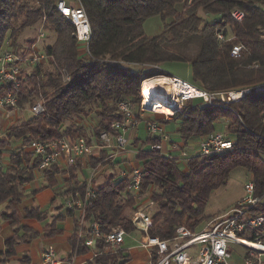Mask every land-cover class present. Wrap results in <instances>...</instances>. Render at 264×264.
Masks as SVG:
<instances>
[{"label": "trees", "instance_id": "1", "mask_svg": "<svg viewBox=\"0 0 264 264\" xmlns=\"http://www.w3.org/2000/svg\"><path fill=\"white\" fill-rule=\"evenodd\" d=\"M0 0V53L6 41L16 45L17 36L25 26H32L39 15L46 13L47 27L56 33L55 41L45 47L55 66L45 70L42 64L26 73V80L19 93V106L33 105L43 97L45 111L18 122L10 131L9 138H21L29 144L35 138L86 136L99 139L104 131L112 132V124L122 118L114 104L128 100L141 103V85L144 77L169 73L164 64L173 61L190 63L192 83L208 90L243 88L264 83V0H80L86 9L93 28L90 42L92 57L80 54L74 25L57 8L58 0ZM235 8L245 11L242 21L232 18ZM216 15V19L205 21L199 10ZM24 14L18 25L19 15ZM159 15L165 20L161 34L148 35L144 30L147 18ZM232 35L230 34V30ZM225 39H219L217 32ZM17 45L16 51H31ZM235 44H243L239 55H232ZM150 66L152 68H150ZM65 71V72H64ZM172 74V73H171ZM69 75V79H65ZM175 75V74H174ZM8 87L0 86V94ZM237 115L224 107L207 106L198 99L184 102L171 119L180 120V135L184 140L196 139L216 131V124L222 118H235L230 125L236 147L223 154L195 156L188 162V172L176 158L166 157L159 150L140 153L144 166L141 180L145 196L151 189V199L157 203L158 211L153 218L149 233L162 239L176 234L177 227L187 225L192 230L210 217L205 213L211 194L227 183L233 169L246 168L252 175L258 197L264 194V87L253 88L242 100L233 104ZM97 113L99 119L86 133L82 124L74 118H90ZM149 136L146 143L157 142ZM8 139L0 140L5 145ZM108 155L103 149L93 157L89 166L95 167ZM33 159V162H32ZM108 161V160H107ZM41 162L33 152H19L12 157L11 166H0V202L9 200L4 218L17 221L19 203L24 196V184L35 177L34 168ZM32 164V165H31ZM77 167H82L80 159ZM55 165L45 171L56 172ZM76 176V175H75ZM50 183H53L48 179ZM131 181L117 172L106 173L96 197L85 213L87 235L93 221L100 223L104 234L115 227H122L128 233L135 231L127 209L138 208L137 196L128 190ZM74 187L84 189V183L76 181ZM264 213V198L254 207ZM69 214H73L68 210ZM27 217L46 220L48 212L37 207L26 209ZM60 216L45 226V236L60 233ZM77 222V228H78ZM28 231L29 228H25ZM20 227L17 228L19 232ZM38 235L32 230L30 239ZM241 237L264 243V226L248 228ZM25 236V235H24ZM20 238L8 241V253ZM74 239V246L88 249L85 241ZM103 240L97 246L103 248ZM155 257L157 254L155 253ZM130 255L125 249L96 255L91 264H127Z\"/></svg>", "mask_w": 264, "mask_h": 264}, {"label": "built area", "instance_id": "2", "mask_svg": "<svg viewBox=\"0 0 264 264\" xmlns=\"http://www.w3.org/2000/svg\"><path fill=\"white\" fill-rule=\"evenodd\" d=\"M57 8L74 25L73 34L77 39L81 56L84 58L92 57L90 42L93 28L89 15L80 0L76 4H71L68 0H58ZM231 16L236 21H242L246 13L240 8H235L232 10ZM41 20L40 39L46 37V13L41 15ZM216 34L219 39H225V35L222 32L218 31ZM38 43L39 40L33 43L34 52L30 55L27 52L16 51L7 46L0 53V86L8 87L3 94H0V110L20 108L18 104L19 93L25 83L26 73L31 72L33 66L36 67L50 59L47 52L39 49ZM243 48V44H235L232 48V55H239ZM159 75L167 76L184 87L183 92L178 93L174 90L172 93V98L177 103L173 110L179 109L187 100L198 99L200 103L207 106L229 109L241 121L242 117L235 110L233 104L242 100L253 88L264 87V83H261L243 88L208 90L171 73H161ZM69 78L70 76L66 75L65 79ZM115 107L122 113V118L113 122L112 132H102L99 139L95 137L88 139L86 136H78L76 138L68 136L46 137L35 138L28 144L31 152L36 157L39 156L41 158V162L38 165L41 170H46L50 166L57 164L62 157L65 158L66 164L72 167L75 166L79 158H85L86 161H90L93 157H98L103 149L108 151V155L95 167H92L89 177L84 182V189L73 187L66 196V208L76 213L79 226L86 225V209L92 204V200L96 197L100 188V184L95 179L104 170L117 172L121 177L127 176L131 181L128 190L137 197L140 198L138 195L142 192L141 180L144 172L142 163L139 162L132 168H124L120 166L119 159H122V162L125 159V155L129 150L130 133L138 127L140 114L146 111L163 112L145 107L143 97L139 111L136 110L135 104L128 100L119 101L115 104ZM29 108L34 115L44 112V98H38ZM163 114L168 118L174 115L173 112L172 114ZM146 129L152 136H157L158 138L157 142L150 145L151 150H159L162 155L176 158L179 161L189 162L197 155L223 154L236 147L234 136H230L229 133L213 131L196 138L195 143L196 147H198V152L191 154L184 149L186 144L175 142L165 132L159 122H147ZM165 142L169 143V148L164 146ZM244 187V195L226 213L214 217L204 226L195 230L185 224H181L177 227L175 236L169 239L150 235L149 230L153 225V218L158 211V206L150 196L144 198L147 194L142 196L141 198L143 199L138 204L137 210L134 211L131 221L135 226L134 232L143 233L141 244L150 250V264H264V250L245 246L240 240V234L248 228L264 226V213L254 211V207L261 202L264 194L262 198L255 195L256 185L253 177L245 183ZM134 232L128 233L122 227H115L109 233L104 234L100 229V223L93 221L90 234L84 241L86 246L94 249L95 257L98 254L117 252L124 249L126 236L132 235ZM99 239L103 240V248L97 246V240ZM259 242L263 243L262 241ZM231 243L247 247L243 261L239 263L231 261L233 256L230 248ZM155 253L157 257H155ZM42 259L44 264L62 263V260L56 256V249L53 244L45 247Z\"/></svg>", "mask_w": 264, "mask_h": 264}, {"label": "crops", "instance_id": "3", "mask_svg": "<svg viewBox=\"0 0 264 264\" xmlns=\"http://www.w3.org/2000/svg\"><path fill=\"white\" fill-rule=\"evenodd\" d=\"M30 111L29 106L13 110H0V140L8 139L5 145H0V166L3 168L11 166L12 157L15 154L24 151L31 152L29 145L25 144L23 139L15 137L9 138L11 129L18 122L33 116ZM153 115L155 114L150 111L140 114V123L138 127L130 133V140L134 136L133 142L130 141L129 143V150L125 155L124 161L122 162V159H119L120 166L132 168L140 162V153L149 149L150 144L146 143V140H143L140 135L141 124L143 123L146 128V124L149 121L159 122V124L163 126L165 132H167L175 142L196 146V139H191L189 141L182 139L179 132L180 126L178 128V140L173 138V135L166 129V124L168 123L162 122L158 118H152ZM173 116L169 118L166 117V120L171 119ZM149 136L152 135L149 133ZM164 146L169 148V143L165 142ZM185 148L186 146L184 149ZM79 159L82 163V167H77L76 164L75 166L69 167L66 164L65 158H60L57 164H55L58 170L50 174H47L45 170H41L38 167L34 168L35 177L24 184V196L19 203V210L16 213V222H14L12 218L3 217L5 212H10L8 210L9 200L0 202V264H44L42 255L45 247L49 244L55 246L56 256L62 260L61 264H91L94 257V249L91 247H88V249H80L78 245L74 246L75 238H77L79 242L87 238L88 235L85 226H78L77 228L78 221L76 213L69 214L66 208L67 194L76 185L77 180L84 183L92 170L89 166L91 160L86 161L85 158ZM178 162L182 165L183 170L188 172V162L179 160ZM100 174H102V172ZM100 174L98 176H100ZM48 179L53 181V183H50ZM101 183L98 184L101 185ZM151 191L152 189L144 198L151 196ZM138 198L139 197H137V205L141 202V199H143L140 197L138 200ZM29 207H37L43 212H48V218L41 221L34 217H27L26 209ZM57 216L62 218L58 222L62 231L52 236L43 235L46 224ZM18 227H20L19 232H17ZM25 228H29L31 231ZM32 230L38 232V235L30 239L22 238L28 237ZM17 235L20 239L14 245L13 253L7 255L9 250L7 245L8 241ZM128 236L125 238L124 243V249L126 253L130 255L127 264H150V250L141 243L127 247V238H133V235ZM243 259L244 257L241 258L240 261H243Z\"/></svg>", "mask_w": 264, "mask_h": 264}, {"label": "rangeland", "instance_id": "4", "mask_svg": "<svg viewBox=\"0 0 264 264\" xmlns=\"http://www.w3.org/2000/svg\"><path fill=\"white\" fill-rule=\"evenodd\" d=\"M68 2L71 4H76L78 2V0H68ZM28 3H29V6H35L37 4V2H35L34 0H30ZM199 13L204 18L205 21H210V20L216 19V17H217L214 14L205 13L202 9L199 10ZM24 18H25L24 14L19 15V19H18L17 24L20 25L23 22ZM41 25H42V20H41V14H40L38 17V21L35 24H33L32 26H25L22 29H20V32L17 36V42L18 43L16 45H13L12 41H6L3 49H6V46L14 49V46L18 47L17 45L23 46L24 48H28V47H30V45L33 41L39 40V43H38L39 49L41 51H43V50L45 51V47L51 45L55 41L56 33L53 30H51L49 27H47V24H46V27H47L46 37L40 39L39 38V31H40ZM164 28H165V20H163V18L159 15L149 17L144 22V30L148 35L161 34L163 32ZM229 31H230V34L232 35L231 29ZM33 52H34V49L31 47V51H29L27 53H29L28 55H30ZM41 64H42L43 69H45V70H49L55 66V62L53 61L52 58L44 61ZM164 67H165L166 71H168L169 73L180 76V77L188 80L189 82H191L193 80L192 67H191L190 63L183 62V61H173V62H169V63L164 64ZM34 68L35 67L33 66L31 70H34ZM150 68H152V67L150 66ZM157 75H159V74H155L153 76H157ZM150 77H152V76H150ZM143 81H144V79H143ZM141 99H142V96H141ZM153 103L163 104L162 100H161V102L153 101ZM26 106L30 107V105H26ZM139 106H140V104L135 103V108L138 111L140 109ZM114 107H115V104H114ZM160 109H162V108H160V107L155 108V110H157V111ZM30 112L32 115H34L32 113V111H30ZM150 112L155 114L152 116V118H158L162 122L166 121V115H164L162 113L158 114V113H155L153 111H150ZM158 112H163V113H167V114H172V112H173V114H174L175 110H172L171 108H166V110H162V111H158ZM98 119H99V116L97 115L96 112L92 113L90 118H87V117L81 118V119L74 118V120H77L76 121L77 124H81V125L83 124L85 126L86 131H87L86 133H88L89 136L91 135L92 128L97 124ZM235 121H236L235 118L231 119V117L230 118L229 117L222 118L221 121L216 124V131L226 133V134L229 133V135L233 137L234 134L231 133L229 127ZM179 126H180V120H176V121L173 120V121H170L168 124H166L167 131H169L173 135V138H175L176 140H178V135H179L178 128H179ZM140 135H141V138L143 140H146L149 137V133L146 130L143 123L141 124ZM133 137L130 140L131 142H133L132 141L134 139ZM185 150L189 151L191 154H195L196 152H198V147H196L195 145L187 144ZM107 172L108 171L104 170L102 172V174H100V176H98L95 179L96 182L101 183L104 180ZM250 179H251V173L246 168L237 167V168L233 169L230 176H229L227 183L220 186L219 188H217L211 194L210 200H209V202L206 206V210H205V213L207 215H209L210 217H207V219L202 221L200 223V225L198 226V228L204 226L207 222L212 220L214 217L226 213L230 208L235 206L236 203L240 200V198L244 195L245 183ZM127 214L130 215V217H132L134 214V211L131 210V208L127 209ZM132 235H133V238H127V240H126L127 247L130 245H135V244L141 243L143 233L137 231V232H134ZM245 246H243L241 244H235V243L230 244V248H231L232 254H233L231 261L233 263L241 262L240 259L246 255L247 247H245Z\"/></svg>", "mask_w": 264, "mask_h": 264}, {"label": "bare ground", "instance_id": "5", "mask_svg": "<svg viewBox=\"0 0 264 264\" xmlns=\"http://www.w3.org/2000/svg\"><path fill=\"white\" fill-rule=\"evenodd\" d=\"M174 90L180 93L184 91V87L164 75L145 77L142 82L143 104L145 107L152 110H155L157 107H162V109L158 111L166 110V108H171L173 110L177 104L172 98ZM161 100L163 104L153 103V101L161 102ZM240 240L244 245L264 250V243L252 241L242 237H240Z\"/></svg>", "mask_w": 264, "mask_h": 264}, {"label": "water", "instance_id": "6", "mask_svg": "<svg viewBox=\"0 0 264 264\" xmlns=\"http://www.w3.org/2000/svg\"><path fill=\"white\" fill-rule=\"evenodd\" d=\"M151 76H153V75H151ZM145 78V77H144Z\"/></svg>", "mask_w": 264, "mask_h": 264}]
</instances>
